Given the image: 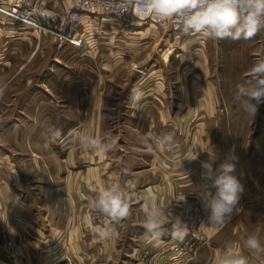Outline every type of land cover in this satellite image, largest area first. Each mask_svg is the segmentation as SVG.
Wrapping results in <instances>:
<instances>
[{"label": "crops", "instance_id": "obj_1", "mask_svg": "<svg viewBox=\"0 0 264 264\" xmlns=\"http://www.w3.org/2000/svg\"><path fill=\"white\" fill-rule=\"evenodd\" d=\"M43 1L58 12L74 2ZM16 27L25 30L0 18V30L7 37L17 36ZM79 29L85 39L82 47L45 33L35 36L39 44L56 43L55 56L71 50L84 60L64 70L62 65L51 69L54 85L40 87L49 90V97L38 91L29 95L23 112L13 114L4 136L0 131V222L5 225L0 234V262L62 264L67 254L74 264H140L148 254L156 264H186L191 257L188 236L175 240L171 231L174 211L184 207V202L177 201L184 194L188 198L196 193L198 164L189 159L193 157L190 147L183 144L182 132L172 127L173 83L168 78L159 80L175 67L174 56L168 53L173 31L135 18L94 13L84 16ZM26 32L24 40L30 37ZM90 73L100 76L92 78ZM133 89L143 94L139 105L145 111L137 112L138 105L130 102ZM115 104L131 106L122 113L136 121L135 127L121 131L117 139L103 125L106 106ZM73 128L99 136L107 145L115 141L116 146L100 156L72 141L67 133ZM148 133L155 137L176 133L177 139L171 151L155 144L149 150L144 144ZM113 179L130 194L131 214L112 222L115 234L102 240L97 230L105 224L92 217L91 198L93 189ZM150 196L173 213L165 221L158 246L145 239L143 207ZM221 227H208V233Z\"/></svg>", "mask_w": 264, "mask_h": 264}, {"label": "rangeland", "instance_id": "obj_2", "mask_svg": "<svg viewBox=\"0 0 264 264\" xmlns=\"http://www.w3.org/2000/svg\"><path fill=\"white\" fill-rule=\"evenodd\" d=\"M17 29H14L16 37H7L0 30V81L8 83L3 98H0L3 136L13 123V114L23 112V102L29 95H36L38 91L49 97V90H40V87L54 85V78L50 79L53 76L51 69L56 70L62 65L64 70V67L84 60L71 50L55 56L56 43L39 44L35 36L40 33ZM26 31L30 37L24 40L22 34ZM170 38L168 53L173 54L175 67L167 74H161L159 80L173 83L175 101L169 105L174 118L172 127L182 132L183 144L190 147L195 165L198 164L194 173L196 193L193 195L204 190L215 194L214 181L225 163L235 164L232 174L243 186L239 194V211L234 212L218 232H209L203 242H192L189 246L191 257L186 264H210L211 258L222 253L227 243L239 244L241 255L254 256L245 247V239L248 235H256L264 244V102L251 117L242 109L236 91L238 84H247L251 80L249 70L253 64L264 58V33L235 41L204 40L185 34L181 29L173 31ZM88 75L92 78L100 76L97 73ZM150 107L156 110L155 105ZM144 108L140 104L136 110L145 111ZM130 110L131 106L124 104L106 106L103 125L115 139L121 131L136 126V121L127 120L122 113ZM174 138L177 139L176 133ZM205 163L211 164V172L203 167ZM255 264H264V256Z\"/></svg>", "mask_w": 264, "mask_h": 264}, {"label": "clouds", "instance_id": "obj_3", "mask_svg": "<svg viewBox=\"0 0 264 264\" xmlns=\"http://www.w3.org/2000/svg\"><path fill=\"white\" fill-rule=\"evenodd\" d=\"M114 8L120 15L131 13L138 18H152L161 23L171 22L181 27L185 34L204 40L251 39L264 31V0H118ZM249 72L251 80L247 84L237 85L236 97L242 109L254 117L258 105L264 102V58L258 59ZM7 88L8 83L0 81V98H3ZM142 98L143 94L138 89L132 90V104L139 105ZM55 135L59 136L60 132ZM67 135L74 143L94 150L100 156L116 146L115 141L107 145L99 136L86 134L77 128L70 129ZM144 144L149 150L155 144L162 151H171L175 141L170 133H163L159 137L148 133ZM194 158L195 156L189 159ZM203 167L211 172V164L205 163ZM234 172L235 164L221 165V174L214 181L217 188L215 194L207 190L199 192L203 207L210 210V228L222 226L231 219L234 212L239 211V194L243 191V186L232 174ZM93 191V210L109 220L97 230L98 235L102 240L108 239L116 232L112 222L118 223L130 216L131 196L118 179H113L107 186ZM180 202H186L185 194L177 204ZM143 212L146 242L158 246L164 235L165 221L169 215H173L172 210L162 207L155 196H150L145 200ZM175 217L171 236L175 240L183 241L188 234V226L179 216ZM239 247V244L227 243L221 254L211 258L210 264H255L264 256V244L256 235H248L245 239V247L254 256L241 255Z\"/></svg>", "mask_w": 264, "mask_h": 264}, {"label": "built area", "instance_id": "obj_4", "mask_svg": "<svg viewBox=\"0 0 264 264\" xmlns=\"http://www.w3.org/2000/svg\"><path fill=\"white\" fill-rule=\"evenodd\" d=\"M117 2L118 0H74L69 9L58 12L50 10L43 0H0V18L40 34H48L60 42L70 43L78 47H82L85 43L79 24L82 23L86 14L112 15L126 20L135 18L172 31L182 29L171 22L161 23L152 18H138L131 13L120 15L114 8V4ZM91 213L94 219H100L104 224L109 222L102 218V214L93 209ZM174 215L183 217L188 226L186 244L190 246L194 241L203 242L205 240L210 226V210L203 207L200 195L186 198L184 207L182 206L180 210L176 209ZM4 232L5 227L0 222V234ZM148 257V254L142 256L139 263L156 264V260ZM62 264H74V261L66 254Z\"/></svg>", "mask_w": 264, "mask_h": 264}]
</instances>
